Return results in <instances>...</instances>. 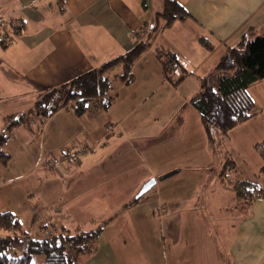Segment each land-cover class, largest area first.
<instances>
[{
    "label": "crops",
    "instance_id": "0c3cea01",
    "mask_svg": "<svg viewBox=\"0 0 264 264\" xmlns=\"http://www.w3.org/2000/svg\"><path fill=\"white\" fill-rule=\"evenodd\" d=\"M167 1L186 16L168 24ZM0 16L23 27L11 44L0 43V135L33 109L39 91L149 45L133 66L132 82L114 80L107 108L98 100L82 116L69 108L44 122L33 116L0 142L8 163L12 152L3 148L15 130L39 139L31 170L0 178V186H11L0 195V213L16 214L31 237L57 220L89 231L109 221L97 250L78 264H264V197L244 204L234 191L239 180L264 188V159L256 149L264 142V78L247 90L256 115L223 141L225 157L235 161L234 153L243 152L228 177L219 176L191 104L200 78L243 35L264 37V0H0ZM142 25L148 30L139 32ZM168 53L185 77L180 70L166 78ZM44 162L43 179L21 183ZM152 178L156 185L132 203Z\"/></svg>",
    "mask_w": 264,
    "mask_h": 264
},
{
    "label": "trees",
    "instance_id": "16d2710c",
    "mask_svg": "<svg viewBox=\"0 0 264 264\" xmlns=\"http://www.w3.org/2000/svg\"><path fill=\"white\" fill-rule=\"evenodd\" d=\"M166 4L163 17L168 24L186 16L184 9L177 3L167 1ZM16 23L12 22L8 29L14 37L23 28L20 23ZM0 43L9 45L2 40ZM148 46L147 42H142L125 55L103 64L98 69L84 73L57 88L39 91L33 109L12 121L5 133L0 135V142L4 143L14 128L30 125L33 116L39 122H44L63 108H69L82 116L95 100L102 101L104 98H108L106 102L103 101L107 108L114 98L110 95L114 90V80L130 84L133 80V66ZM115 67H121V71L110 77L107 72ZM163 69L166 78L170 80L180 70L184 77L187 75L173 54H166ZM263 78L264 37L252 39L249 35H243L237 47L227 50L210 76L200 78V90L191 100V104L201 114L215 156L223 152L222 144L228 133L256 115L255 103L247 90ZM256 149L264 159V142L257 144ZM227 162L229 167L226 166ZM221 164L219 176L222 178L228 177L237 168L231 157H225ZM262 172L264 173V167ZM234 191L244 204L264 197V188L258 182L239 180L234 184ZM249 192H252V196ZM137 200L139 199H134L132 203ZM108 222L105 221L97 229L89 231L77 225L70 227L57 220L41 229L39 235L31 237L16 214L9 211L0 213V229L10 233L0 236V264H34L37 259L42 260L39 264H78L82 255L92 254L97 250V239ZM59 229L61 233L58 235L56 232Z\"/></svg>",
    "mask_w": 264,
    "mask_h": 264
},
{
    "label": "rangeland",
    "instance_id": "374dc122",
    "mask_svg": "<svg viewBox=\"0 0 264 264\" xmlns=\"http://www.w3.org/2000/svg\"><path fill=\"white\" fill-rule=\"evenodd\" d=\"M11 36H12V38L10 40L3 41V42H5L7 44H11L13 42V40L15 39V37L13 35H11ZM107 73L109 74L110 71ZM114 73L115 72H113V75H114ZM192 90L193 89H189V90L186 89V92L191 93V92H193ZM107 100H108V98H104V100H102V101L106 102ZM95 101H98V100H95ZM99 101H100V99H99ZM28 132L29 131H27L24 128H19V129L15 130L12 133V137L10 138L9 143L4 146L3 149L5 151L8 150L9 152H12V153H11V158L8 159L9 161H7L8 163H4L2 161L3 157H0V178H3L2 181L11 177L10 176L11 174H13V175L21 174V173L24 174L25 171H27V170L30 171L31 168L33 167L35 160L37 159L38 154H39V139H37V136L30 135ZM26 137L29 138V142H26V140H25ZM23 142H26L25 143L26 145L23 144ZM0 148H2L1 145H0ZM222 150L225 153V151H226L225 147H223ZM64 152L65 151H59V153H57V155L61 157V156H63ZM234 154L236 157L235 161L237 160V161L241 162V164H242L243 152L241 154H239V153L238 154L234 153ZM255 155H257L256 151H255ZM228 157H230V156H228ZM223 158H225V155H223V152H220L218 155L215 156V162H218V164H217L218 170L220 169V165H222L221 162H222ZM247 158H248L250 163H255V160L253 159L250 150L247 153ZM226 166H228V167L230 166L228 162H227ZM45 167H46V164L44 162L40 168H36L33 172H31L28 176H26L25 179L21 183L24 184L27 182L39 180V178L43 179V176L45 175V172H46ZM7 189H8V191H11V186H7V184H6V186H0V195L3 193L5 194ZM249 195L252 196V192H249ZM246 201H248V200H246ZM13 204H15V203H13ZM6 212H8V211H6ZM26 212L28 213V211H26ZM24 215H25V213H23L22 218L25 217ZM24 222H26V221H24ZM23 227L28 228V224L24 223ZM60 230L61 229L57 230V232H56L58 235L61 233ZM9 234L10 233L0 229V235L7 236ZM34 264H37V261H35Z\"/></svg>",
    "mask_w": 264,
    "mask_h": 264
},
{
    "label": "built area",
    "instance_id": "2783aa9c",
    "mask_svg": "<svg viewBox=\"0 0 264 264\" xmlns=\"http://www.w3.org/2000/svg\"><path fill=\"white\" fill-rule=\"evenodd\" d=\"M11 27V21L8 17L0 16V40L8 41L12 38L9 28ZM148 30V27L142 25L139 29V32Z\"/></svg>",
    "mask_w": 264,
    "mask_h": 264
},
{
    "label": "water",
    "instance_id": "95a60500",
    "mask_svg": "<svg viewBox=\"0 0 264 264\" xmlns=\"http://www.w3.org/2000/svg\"><path fill=\"white\" fill-rule=\"evenodd\" d=\"M174 173H169L162 177V179L168 178L169 176L173 175ZM157 183V180L152 178L150 179L139 191L135 199H140L143 195H145L153 186H155Z\"/></svg>",
    "mask_w": 264,
    "mask_h": 264
}]
</instances>
